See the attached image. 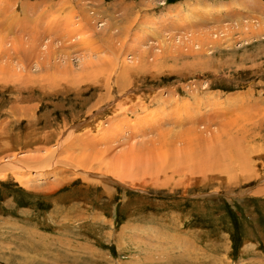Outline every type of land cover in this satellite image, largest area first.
<instances>
[{"label":"rangeland","instance_id":"obj_1","mask_svg":"<svg viewBox=\"0 0 264 264\" xmlns=\"http://www.w3.org/2000/svg\"><path fill=\"white\" fill-rule=\"evenodd\" d=\"M0 264H264V0H0Z\"/></svg>","mask_w":264,"mask_h":264}]
</instances>
